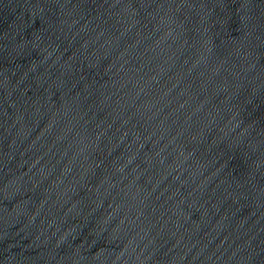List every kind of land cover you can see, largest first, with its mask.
Wrapping results in <instances>:
<instances>
[{
  "label": "water",
  "instance_id": "95a60500",
  "mask_svg": "<svg viewBox=\"0 0 264 264\" xmlns=\"http://www.w3.org/2000/svg\"><path fill=\"white\" fill-rule=\"evenodd\" d=\"M0 264H264V0H0Z\"/></svg>",
  "mask_w": 264,
  "mask_h": 264
}]
</instances>
